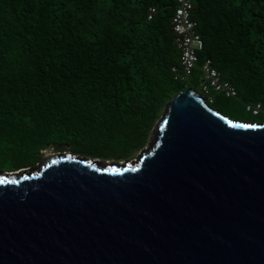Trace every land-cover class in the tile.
<instances>
[{
  "label": "water",
  "instance_id": "obj_1",
  "mask_svg": "<svg viewBox=\"0 0 264 264\" xmlns=\"http://www.w3.org/2000/svg\"><path fill=\"white\" fill-rule=\"evenodd\" d=\"M0 181V264H264V120L190 86L135 159L70 151Z\"/></svg>",
  "mask_w": 264,
  "mask_h": 264
},
{
  "label": "trees",
  "instance_id": "obj_2",
  "mask_svg": "<svg viewBox=\"0 0 264 264\" xmlns=\"http://www.w3.org/2000/svg\"><path fill=\"white\" fill-rule=\"evenodd\" d=\"M176 1L0 0V172L35 167L52 144L132 159L168 101L198 90L207 59L237 90L236 118L263 121L264 0H194L203 48L188 80L172 71ZM231 100L207 99L228 115Z\"/></svg>",
  "mask_w": 264,
  "mask_h": 264
},
{
  "label": "built area",
  "instance_id": "obj_3",
  "mask_svg": "<svg viewBox=\"0 0 264 264\" xmlns=\"http://www.w3.org/2000/svg\"><path fill=\"white\" fill-rule=\"evenodd\" d=\"M175 11L171 16L174 40L180 51L179 64L172 67L174 78L188 80L198 65V50L203 48V38L198 31V22L192 17L194 0H177ZM154 9L150 7L148 18H152ZM202 80L200 92L209 101H214L216 94H224L227 97H236V88L227 80H224L219 70L213 65L211 59H207L201 66ZM254 113L261 109V104L248 105Z\"/></svg>",
  "mask_w": 264,
  "mask_h": 264
},
{
  "label": "rangeland",
  "instance_id": "obj_4",
  "mask_svg": "<svg viewBox=\"0 0 264 264\" xmlns=\"http://www.w3.org/2000/svg\"><path fill=\"white\" fill-rule=\"evenodd\" d=\"M198 90L200 91V87H198ZM233 98V100H231L230 104H231V107H227L226 108V112L229 113L230 116L232 117H236V113H243L245 114L244 111H242L241 109V103L240 101L236 100V97H231ZM235 112V113H234ZM141 151V150H140ZM140 151L136 154L135 157H133L132 159H129V160H133L137 157V155L140 153ZM70 152V150H58V147H52L50 146L49 148H47L45 151H44V158L43 159H46V158H49V157H53V156H56V155H60V154H63V153H68ZM95 159H99V158H95ZM100 162H103V163H114V162H123V161H128V160H121V161H115L113 159H105V160H102V159H99Z\"/></svg>",
  "mask_w": 264,
  "mask_h": 264
},
{
  "label": "snow or ice",
  "instance_id": "obj_5",
  "mask_svg": "<svg viewBox=\"0 0 264 264\" xmlns=\"http://www.w3.org/2000/svg\"><path fill=\"white\" fill-rule=\"evenodd\" d=\"M4 181H0V183H3Z\"/></svg>",
  "mask_w": 264,
  "mask_h": 264
}]
</instances>
